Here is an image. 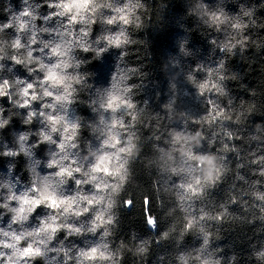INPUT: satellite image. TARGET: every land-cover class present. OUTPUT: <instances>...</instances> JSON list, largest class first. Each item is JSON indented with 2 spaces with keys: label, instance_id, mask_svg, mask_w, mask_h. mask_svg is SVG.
I'll return each mask as SVG.
<instances>
[{
  "label": "clouds",
  "instance_id": "9594fccd",
  "mask_svg": "<svg viewBox=\"0 0 264 264\" xmlns=\"http://www.w3.org/2000/svg\"><path fill=\"white\" fill-rule=\"evenodd\" d=\"M147 10L0 0V264H264V0Z\"/></svg>",
  "mask_w": 264,
  "mask_h": 264
},
{
  "label": "trees",
  "instance_id": "16d2710c",
  "mask_svg": "<svg viewBox=\"0 0 264 264\" xmlns=\"http://www.w3.org/2000/svg\"><path fill=\"white\" fill-rule=\"evenodd\" d=\"M145 2L148 4V10L146 13H144L145 19L143 20L141 29L137 30V32L142 31L145 34L144 37H140L138 39L137 43V47L141 48V52L137 54L141 56L146 54L143 49L147 47L148 41L146 38L151 33L165 30L168 27L179 26L180 24H184L186 21L188 23L192 22L193 18H189L184 15L183 11L181 10V6H183L185 9L191 8L195 5L196 0H145ZM215 2L220 3L221 0H215ZM222 2L223 4H228L231 6L233 3L241 2L251 4L253 0H222ZM256 2H258V0H256ZM257 17L259 18V13H257ZM197 24L199 25L198 21ZM206 34L207 33H205V35ZM170 36L171 34L161 37V40L157 42V49L163 42L167 45V41L170 39ZM255 38L256 34L254 33L253 39ZM245 59L248 64H253L260 58L257 56L255 58L246 57ZM102 71H106V65Z\"/></svg>",
  "mask_w": 264,
  "mask_h": 264
}]
</instances>
